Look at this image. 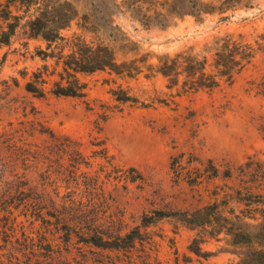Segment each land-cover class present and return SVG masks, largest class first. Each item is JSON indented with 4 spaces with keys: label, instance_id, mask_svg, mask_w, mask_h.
I'll return each instance as SVG.
<instances>
[{
    "label": "rangeland",
    "instance_id": "obj_1",
    "mask_svg": "<svg viewBox=\"0 0 264 264\" xmlns=\"http://www.w3.org/2000/svg\"><path fill=\"white\" fill-rule=\"evenodd\" d=\"M67 1L78 16L61 30L63 40L48 45L28 37L26 22L38 14L39 3L21 0L11 6L20 25L0 45V236L8 233L13 242L0 253L19 264L236 259L221 251L230 247L224 235L212 237V227L190 229L172 217L140 227L142 240L126 249L84 239L92 230L104 238L123 235L155 209L193 210L215 200L229 208L247 194L264 196V0H203L218 9L198 19L173 15L163 25L154 17L148 26L132 17L124 0ZM151 1L143 0V8H160L163 0ZM224 35L253 48L230 83L183 91L167 87L166 78L147 67L157 56L181 52L205 57L211 70L216 41ZM74 36L109 46L118 62L140 71L78 73L86 85L83 97L26 92L25 82L43 65L44 88H51L61 64L44 53H67L65 39ZM115 89L138 102L117 101ZM194 238L208 257L189 251Z\"/></svg>",
    "mask_w": 264,
    "mask_h": 264
},
{
    "label": "trees",
    "instance_id": "obj_2",
    "mask_svg": "<svg viewBox=\"0 0 264 264\" xmlns=\"http://www.w3.org/2000/svg\"><path fill=\"white\" fill-rule=\"evenodd\" d=\"M17 2L21 0H0V45H7L20 25V16L11 8ZM124 2L130 6L132 17L141 18L138 21L143 26L151 25L154 17L162 18L160 24L163 25L164 21L173 15L177 17L191 15L198 19L201 15L218 9L203 0H163L160 8L151 9L143 8L141 4L143 0H124ZM151 2L157 3L156 0ZM36 3H39L38 14L26 22L28 37L40 38L48 45L63 40L61 30L68 27L78 16L74 5L67 0H42V2L30 0V4ZM163 8L165 11L162 10ZM65 40L68 43L64 44L63 48L67 47V53H63L62 49L57 54L44 53L45 56L55 57L56 63L61 64V71L57 73L58 79L52 82L51 88L45 90L47 66L43 65L32 72L31 78L25 82L26 92L34 97H43L47 92L57 97H83L86 85L79 80L78 73L110 70L116 74L125 73L130 76L140 71L138 66L133 67L131 63L118 62L114 52L105 44L87 42L80 36ZM216 45L211 70H207L205 57L198 58L197 55L181 52L172 58L166 55L157 56V63L148 64L147 67L165 77L169 88L179 85L183 91L211 90L222 81L230 83L234 75L240 72L253 56V48L250 44L233 39L230 35L219 38ZM112 95L120 102H138L137 98L128 95L122 89L112 90ZM248 163L246 162L242 169H245ZM226 177H230V172L226 173ZM235 192L239 194L236 189ZM239 199V203L243 206L236 201L238 206L225 208L228 202L215 200L212 204L193 210L155 209L150 214L143 215L139 226L123 235L116 234L104 238L102 233L92 230L93 232L88 234L84 241L101 248L126 249L132 247L136 240H142L140 227L172 217L190 229L208 231L206 228L210 226L212 232H208L212 237L224 235L225 244L230 248H221V251L229 252L236 257L228 264H264V196L247 194L245 198L239 197ZM7 213L11 215L12 210L8 209ZM0 241L3 242L0 243V251L8 244H13L8 233L5 237L0 236ZM188 249L196 256L210 255L209 252L202 251L199 238H194ZM16 259L18 260V257ZM10 261L0 253V264H19Z\"/></svg>",
    "mask_w": 264,
    "mask_h": 264
}]
</instances>
